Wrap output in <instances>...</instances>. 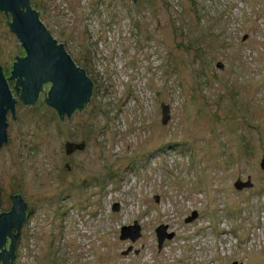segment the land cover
<instances>
[{"label":"rangeland","instance_id":"obj_1","mask_svg":"<svg viewBox=\"0 0 264 264\" xmlns=\"http://www.w3.org/2000/svg\"><path fill=\"white\" fill-rule=\"evenodd\" d=\"M30 4L92 93L64 121L43 92L6 116L0 213L28 207L13 264H264V0ZM15 55L0 12L4 78Z\"/></svg>","mask_w":264,"mask_h":264},{"label":"water","instance_id":"obj_2","mask_svg":"<svg viewBox=\"0 0 264 264\" xmlns=\"http://www.w3.org/2000/svg\"><path fill=\"white\" fill-rule=\"evenodd\" d=\"M136 0H132L135 3ZM0 12L5 15L12 34L15 35L24 55H15L17 60L12 65V70L7 78H4L0 67V149L7 143L6 116L11 119L10 125L14 127L13 117L16 105V94L12 91L15 87L21 89L20 100L24 105H32L36 102L40 88L46 85L41 92L44 94V103L53 109L57 115L70 117L76 110L81 112L90 100L92 83L85 72L76 68L62 46H57L53 38L48 34L40 22L38 15L29 7V0H0ZM11 22V23H10ZM62 45V44H61ZM5 79H9L7 81ZM16 80V81H15ZM9 86V87H8ZM10 88V89H9ZM48 94V95H47ZM13 95V96H12ZM14 97V98H13ZM47 97V98H46ZM46 98V99H45ZM163 124L168 120L169 109L162 105ZM67 143L66 153L82 148ZM260 169L264 173V154L260 162ZM245 185L235 184L239 189ZM246 186H250L249 183ZM11 208L8 213H0V261L3 264H13L18 232L27 217V205L20 196L9 197ZM192 221L196 215H192ZM163 228L157 230L159 247L165 236L161 235ZM122 229V238L129 234ZM161 232V233H160ZM168 239L171 236L167 237ZM9 240L8 252L1 251ZM235 264V263H233Z\"/></svg>","mask_w":264,"mask_h":264},{"label":"flooded vegetation","instance_id":"obj_3","mask_svg":"<svg viewBox=\"0 0 264 264\" xmlns=\"http://www.w3.org/2000/svg\"><path fill=\"white\" fill-rule=\"evenodd\" d=\"M29 7H30V9L32 10V11H34L33 10V8L31 7V4H30V0H29ZM10 15V14H9ZM11 16V15H10ZM39 18V17H38ZM39 20H40V18H39ZM41 22V21H40ZM42 23V22H41ZM43 25V24H42ZM44 26V25H43ZM45 27V26H44ZM45 29H46V31L48 32V34H50V31L45 27ZM50 36L52 37V35L50 34ZM53 38V37H52ZM53 40L57 43V41L53 38ZM58 44V43H57ZM60 46H62L63 48H64V51L66 52L67 50H66V48L63 46V45H61V44H59ZM66 54H67V52H66ZM68 56H69V54H68ZM25 57V56H24ZM23 57V58H24ZM23 58H20V60L21 59H23ZM19 58H17V60H18ZM71 59V58H70ZM17 60L15 61V62H17ZM72 60V59H71ZM72 62L74 63V61L72 60ZM74 65H75V67L77 68L78 66H76V64L74 63ZM47 85H49V86H51L49 83L47 84ZM18 90V88L16 89V94L18 95L19 94V90H20V88H19V90ZM40 94H41V92L39 93V95H38V97H37V100H36V102L38 101V99L40 98ZM48 95V94H47ZM47 98V97H46ZM45 98V99H46ZM18 101H20L21 102V100H20V98H19V96H18V99H17ZM22 103V102H21ZM48 107V106H47ZM49 109H51L50 107H49ZM51 110H53V109H51ZM54 111V110H53ZM78 110H76L75 112H77ZM55 112V111H54ZM74 112V113H75ZM56 113V112H55ZM73 113V114H74ZM72 114V115H73ZM56 115H57V113H56ZM71 115V116H72ZM58 117H59V119L60 120H62V121H64V120H67V119H69L70 117H65V116H59V115H57ZM28 214V213H27ZM27 218V217H26ZM9 245H10V242H9V240L7 239L6 240V243L4 244V251H7V249L9 248ZM0 264H3V262H1L0 261Z\"/></svg>","mask_w":264,"mask_h":264},{"label":"trees","instance_id":"obj_4","mask_svg":"<svg viewBox=\"0 0 264 264\" xmlns=\"http://www.w3.org/2000/svg\"><path fill=\"white\" fill-rule=\"evenodd\" d=\"M34 10V9H33ZM35 11V10H34ZM36 12V11H35ZM37 13V15H38V17H39V13L38 12H36ZM3 14H6V15H9L8 13H3ZM10 19H11V22H12V17L10 16ZM10 22V23H11ZM9 30H10V28H9ZM56 45L59 47L60 45L59 44H57L56 43ZM18 60H20V58L18 59ZM79 68V67H78ZM6 81H7V84H8V82H9V79H5ZM16 81V80H15ZM48 83H44L43 84V86L40 88V91H39V93L42 91V89L44 88V86H46ZM9 87V86H8ZM10 89V88H9ZM16 87H15V82H14V85H13V88H12V91L10 90V92H11V94H12V92H14L15 94H16ZM18 90H19V87H18ZM17 90V91H18ZM21 89L19 90V94L17 95V96H19V98H20V96H21ZM13 96V95H12ZM14 98V97H13ZM91 98V97H90ZM16 101V100H15ZM88 104V103H87ZM87 104H85V106L87 105ZM8 141V140H7ZM22 198V197H21ZM22 200H23V198H22ZM27 216H28V214H27ZM1 251H4V247L1 249ZM5 252H8V249H7V251H5Z\"/></svg>","mask_w":264,"mask_h":264},{"label":"bare ground","instance_id":"obj_5","mask_svg":"<svg viewBox=\"0 0 264 264\" xmlns=\"http://www.w3.org/2000/svg\"><path fill=\"white\" fill-rule=\"evenodd\" d=\"M162 245V244H161Z\"/></svg>","mask_w":264,"mask_h":264}]
</instances>
